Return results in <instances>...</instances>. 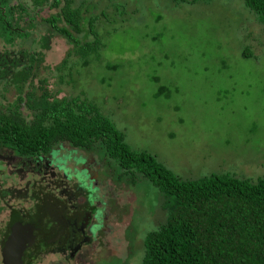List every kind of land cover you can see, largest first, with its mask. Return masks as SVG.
<instances>
[{
    "label": "rangeland",
    "instance_id": "1",
    "mask_svg": "<svg viewBox=\"0 0 264 264\" xmlns=\"http://www.w3.org/2000/svg\"><path fill=\"white\" fill-rule=\"evenodd\" d=\"M111 1L91 0L93 9L86 3V15L99 20L100 48L84 67L71 57V72L61 75L69 85L60 83L54 68L70 45L41 21L57 10L20 2L26 15L21 13L18 27L31 28L34 36L13 49L31 47L37 54L24 93L32 85L58 99L81 95L123 133L130 149L149 153L181 179L261 176L264 26L256 16L240 0ZM118 4L123 11H114ZM10 48L0 40V54ZM0 76V105H6L16 94L7 85L9 75ZM102 163L110 212L95 255L106 264H138L145 233L164 220L159 194L138 177L118 181L114 165Z\"/></svg>",
    "mask_w": 264,
    "mask_h": 264
},
{
    "label": "trees",
    "instance_id": "2",
    "mask_svg": "<svg viewBox=\"0 0 264 264\" xmlns=\"http://www.w3.org/2000/svg\"><path fill=\"white\" fill-rule=\"evenodd\" d=\"M13 1L0 0V40L12 48L0 54V66L5 65L0 67V75H11L7 85L16 94L11 103L0 105V147L29 156L44 153L59 141L69 142L114 165L118 181L138 177L150 183L159 194L164 220L145 233L138 264H264V173L255 180L229 173L184 180L149 153L130 149L123 133L81 95L58 99L46 88L32 85L24 93L25 81L29 79L30 83L33 78L31 65L37 54L31 47L13 49L16 44L23 47L25 40L34 36L31 28L18 27L26 10L20 4L22 0L15 5ZM28 1L34 9L57 10L41 21L51 34L70 45L54 68L60 83H66L61 75L71 72L72 61L80 59L84 67L86 59L100 48L94 26L99 20L92 13L86 15V3L93 9L91 0L78 4L76 0ZM240 1L264 26V0ZM115 7V12L124 10L121 4ZM104 15L100 12V18ZM88 36L92 37L90 41Z\"/></svg>",
    "mask_w": 264,
    "mask_h": 264
},
{
    "label": "flooded vegetation",
    "instance_id": "3",
    "mask_svg": "<svg viewBox=\"0 0 264 264\" xmlns=\"http://www.w3.org/2000/svg\"><path fill=\"white\" fill-rule=\"evenodd\" d=\"M98 159L61 141L29 156L0 147V264L15 231L21 264H106L95 255L110 212Z\"/></svg>",
    "mask_w": 264,
    "mask_h": 264
},
{
    "label": "water",
    "instance_id": "4",
    "mask_svg": "<svg viewBox=\"0 0 264 264\" xmlns=\"http://www.w3.org/2000/svg\"><path fill=\"white\" fill-rule=\"evenodd\" d=\"M20 239L19 233L15 231L3 250L2 264H21L23 241Z\"/></svg>",
    "mask_w": 264,
    "mask_h": 264
}]
</instances>
